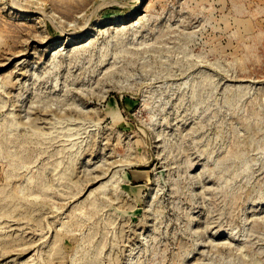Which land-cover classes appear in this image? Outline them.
Returning <instances> with one entry per match:
<instances>
[{
  "label": "rangeland",
  "instance_id": "374dc122",
  "mask_svg": "<svg viewBox=\"0 0 264 264\" xmlns=\"http://www.w3.org/2000/svg\"><path fill=\"white\" fill-rule=\"evenodd\" d=\"M0 264H264V0H0Z\"/></svg>",
  "mask_w": 264,
  "mask_h": 264
},
{
  "label": "bare ground",
  "instance_id": "6f19581e",
  "mask_svg": "<svg viewBox=\"0 0 264 264\" xmlns=\"http://www.w3.org/2000/svg\"><path fill=\"white\" fill-rule=\"evenodd\" d=\"M140 2V1H139Z\"/></svg>",
  "mask_w": 264,
  "mask_h": 264
}]
</instances>
